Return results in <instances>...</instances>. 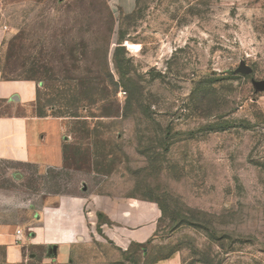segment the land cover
I'll return each mask as SVG.
<instances>
[{"label":"rangeland","instance_id":"obj_1","mask_svg":"<svg viewBox=\"0 0 264 264\" xmlns=\"http://www.w3.org/2000/svg\"><path fill=\"white\" fill-rule=\"evenodd\" d=\"M14 116L62 118L65 165L0 161V222L31 240L46 213L69 264H264V0H0Z\"/></svg>","mask_w":264,"mask_h":264},{"label":"crops","instance_id":"obj_2","mask_svg":"<svg viewBox=\"0 0 264 264\" xmlns=\"http://www.w3.org/2000/svg\"><path fill=\"white\" fill-rule=\"evenodd\" d=\"M116 7L124 13L136 9L137 0H114ZM23 102L30 101L35 93V83L16 82L11 87ZM64 121L54 116H14L0 118V161L16 165H29L45 174L51 168L65 165ZM42 222L32 233L31 240L10 223L0 222V263L25 264L29 258L38 257L29 248L43 250L44 263L69 264L72 246L69 242L56 243L46 224V213ZM37 217H40L37 215ZM45 221V222H44ZM156 225L146 224L133 230L127 229L130 238L145 244L156 235ZM55 247L57 248L55 251ZM26 248L29 256L26 255ZM56 252V255L54 253ZM42 255V256H43ZM151 264H182L179 254L157 260Z\"/></svg>","mask_w":264,"mask_h":264},{"label":"water","instance_id":"obj_3","mask_svg":"<svg viewBox=\"0 0 264 264\" xmlns=\"http://www.w3.org/2000/svg\"><path fill=\"white\" fill-rule=\"evenodd\" d=\"M245 71L249 72L248 69H245ZM56 249H57V248L55 247V251H56ZM54 255H56V252L54 253Z\"/></svg>","mask_w":264,"mask_h":264},{"label":"built area","instance_id":"obj_4","mask_svg":"<svg viewBox=\"0 0 264 264\" xmlns=\"http://www.w3.org/2000/svg\"><path fill=\"white\" fill-rule=\"evenodd\" d=\"M18 235H22V232L21 231H18Z\"/></svg>","mask_w":264,"mask_h":264}]
</instances>
